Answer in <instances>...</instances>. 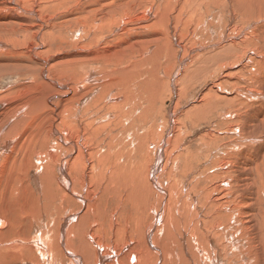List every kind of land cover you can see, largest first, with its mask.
I'll use <instances>...</instances> for the list:
<instances>
[{"label": "bare ground", "instance_id": "obj_1", "mask_svg": "<svg viewBox=\"0 0 264 264\" xmlns=\"http://www.w3.org/2000/svg\"><path fill=\"white\" fill-rule=\"evenodd\" d=\"M45 1L39 0L36 5H32L31 0H0V10L5 12L0 14V19L16 23L22 30L14 35L12 43L30 45L29 50L32 47L51 50L41 40H35L41 35L49 34L42 31L41 26L43 23L48 24V16H41L44 8L59 7L61 4L57 0ZM192 2L199 5L198 0H191ZM200 2L204 8L200 32L190 35L185 32L182 19H170L169 12L176 3L170 4L167 14L160 13L159 18L163 25L157 21L151 26L154 30L165 29L172 41L176 42L175 47L185 51L186 56L180 65L183 62H192L201 55L205 57L199 62V76L210 78L206 82H213L216 88L211 95L220 104L210 100L204 107L200 106L199 111L206 115H223L228 119L223 129H217L213 133L220 136L209 141L203 140L196 152L191 144L182 145L191 131L189 121L177 122L168 110L166 117L169 130L165 137L164 133L155 137L162 140L154 149L157 158L138 152L127 153L126 157L117 156L119 151L125 154V149L138 150L146 144L140 135V119L148 116L154 118L155 112H160L157 103L162 100L163 92L167 90V84L160 83L158 78L161 53L142 51L144 58L133 63L128 55L129 69L122 71L124 78L121 79L123 82H120V86L128 87L131 92L129 98L116 96L111 87L100 88L99 99L96 97L84 105L79 100L75 108L72 106L75 94L93 81L96 68L87 60L84 61V58L80 64L66 62L58 69L66 71L63 74L67 80H62L61 72L53 74L54 66L43 61L45 67L41 76L48 91L44 104L38 106L37 110L38 116L39 113L44 114L43 121L46 119V126L43 128L40 122L39 128L32 134L30 145L37 150L33 149L29 153V147H25V152L33 158L31 165L16 158L6 143V139L13 140L14 137L3 133L8 126V129L17 126L19 115L24 112L20 113L21 109L17 107L13 109L15 114H10L8 108L0 112V116L10 115V120L0 127V157L9 161L12 168H16L18 164L23 179H29L33 170L32 178L38 188V193L24 188L16 199L28 202L31 213L24 211L25 207L22 205L25 204L20 203L21 207L3 210L0 215V228L13 224L9 212L12 211L15 215L16 222L12 232L9 231L13 244L11 250H5H18L16 259L23 257V254L18 257V254L27 250V260L31 264H247L246 261L251 260L254 264H264V250L257 249L264 238V0ZM65 3L62 2L63 5ZM225 11L228 12L231 24V20H236L237 16L246 22L257 20V24L251 23V28H248V23L242 21L247 25L243 24L244 28L241 29L237 26L240 22L231 25L229 30L233 35L228 44L222 30ZM155 16L156 12L145 11L143 14L139 12L133 19L148 22ZM29 18L37 22L31 23ZM109 19L112 20V17ZM127 19L124 22L131 18ZM24 23L26 26H23ZM34 27L38 29H33ZM103 29L105 25L96 26L95 34L101 36ZM67 32L71 35V30ZM177 39H189L191 45L184 47ZM95 41L98 42L99 39ZM1 43L0 46L3 44ZM82 48L87 47L82 44ZM251 48H255L258 59L248 58L245 63L242 62L241 71L236 75H232L231 71L227 73L228 69H234V63L247 56V51ZM23 49L19 47L17 52L22 54ZM107 50L113 54L118 52L117 47ZM172 53L175 58L172 59L173 54L168 55L167 62L175 71L174 75H177L181 68L174 69V64L181 55L177 51ZM87 56L92 57V54ZM118 59L123 62L122 56H118ZM220 74V81H214V76ZM245 74L249 76L246 77ZM176 79L171 82L174 94L178 87ZM223 84L225 88L230 86L235 93L227 103L224 100L226 96L215 95ZM15 85L19 91L15 96L18 99L25 98L27 94H33L37 98L42 89L32 77L25 82L18 81ZM197 86L199 84H195L193 88L198 89ZM134 88L139 90L133 91ZM5 97L7 96H1L0 99ZM137 98L149 104L147 109L134 114ZM0 101V109L14 105L11 98ZM24 102L22 100L20 103ZM100 103L104 106L107 103L112 110L102 112ZM127 104L128 109L125 108ZM219 108L223 110L219 111ZM31 110L34 114L33 106ZM194 118V126L205 121V117L197 114ZM21 131H25L24 127ZM106 138L109 139V150H105ZM155 139L148 145H153ZM120 144L124 147L119 148ZM166 146L168 148L163 152ZM218 149L220 154H216ZM205 150L206 164L200 158ZM109 153L115 156L112 160L114 168L110 170L111 165L107 169L110 171H97L102 157ZM131 163L134 169L131 168ZM193 163L201 167L202 171H211L198 174L200 168L193 167L194 171L190 168ZM133 171L141 184L140 188L146 190L142 194V200L135 203L136 207L142 206L143 219L146 220L145 229H141L142 221L139 218L126 220L129 232L135 239L116 230L105 235L102 226L96 222L86 225L87 221L84 220L88 219L91 207L98 201L96 178H99V182L105 181L102 187L104 193L107 191L104 188L107 189L112 184H123L127 189ZM186 171L192 173L191 178L187 177ZM163 173H167V187L161 185L163 178L160 176ZM50 175L52 181L54 177L59 179L58 198L51 194L47 199L48 190L41 188L40 181ZM104 176L107 180H102L101 177ZM15 194L13 191V195ZM68 198L79 207L71 208L68 212L62 211L65 210V200ZM150 214L153 215L151 220L148 219ZM24 218H28L35 227L27 239L21 241L19 238H22L20 234ZM233 219L239 225L231 228L229 224ZM164 230L172 231L173 234L172 250L168 253L158 248L159 238ZM3 231L0 230V238L7 239L6 235L1 234ZM76 236L79 237L78 241H75ZM30 237L34 239H29ZM112 239L114 240L111 241Z\"/></svg>", "mask_w": 264, "mask_h": 264}, {"label": "rangeland", "instance_id": "obj_2", "mask_svg": "<svg viewBox=\"0 0 264 264\" xmlns=\"http://www.w3.org/2000/svg\"><path fill=\"white\" fill-rule=\"evenodd\" d=\"M31 1L33 2L32 5H36L39 0ZM57 2L61 4L59 7L50 8L46 6L41 15L42 17L48 16V24L43 23L41 26H43L42 31L49 34L43 36L41 35L39 39L37 38L35 40V42L41 40L44 44L51 48V50L48 51L43 48L36 47H32V49L29 50L30 45L23 46L19 43H12L14 35L19 34L22 30L16 23L6 22L4 19H0V43H3H1L2 45L0 46V48L2 47L0 49V97L7 96L3 99L11 98V100L14 101L12 102L14 105L10 107H1L0 112L5 111L3 109L8 108L10 114H15L13 113V109H15V107L21 109L20 113L24 112L22 115H19L17 126L10 129H8V126L6 127L7 130L5 129L3 131V133L7 136L14 137L13 140L6 139V143L10 146L19 161L26 165H31V163L34 162L31 154H29L31 153V150H37L36 147L30 145V141L33 139L32 134L39 128L40 122L43 128L46 126V119L43 121L44 114L42 115L39 113L38 116L37 110L38 106L44 104L48 91V87L44 83L43 77L41 76L42 69L45 67L43 65V61L49 62L54 66L52 69L53 74L61 72L62 80H67L66 76L63 74L66 71L63 69H60L59 71L58 69L63 67L66 62L70 64H80L81 60L84 58V61L87 60L92 67L96 68L97 72L94 70L95 75L93 81L87 83L81 91L75 94V99L72 103V106L75 108V106L79 104V100L81 104L84 105V103L90 101L91 99L95 100L96 97L99 99L98 93L100 88L103 89L111 87L116 96L129 98L131 96V92L128 87L120 86V82H123L121 79L124 78L122 71L129 69L127 62L128 55L131 56L130 60L131 63H133L138 59L144 58L142 51L162 54L158 70V78L160 79V83L164 82L167 84V86L165 85L167 90L165 93L163 92L161 98L162 100L157 103V108L160 109V112L156 111L154 118L148 116V118L140 119V125L142 127L140 135H142L146 144L138 150L134 149L133 151H130L125 149V154L119 151L117 156H125L127 153L138 152L140 154H148L151 158H157L154 149L162 142V140H159L158 137L155 139V137L159 133H164L165 137V133L169 130V124H167L168 117H166V112L168 110L172 112L174 119L177 122L183 120L189 121L191 131L182 145L185 146L184 144H191V146L194 147V152L197 151L203 140L209 141L211 138L215 139L220 136L213 133H216L215 130L217 129H223L226 126L228 119L223 115H206L202 111H199V107H204V105L210 100L213 103L220 104L218 99L213 98L211 95L213 90L216 88L213 85V82H206L207 80H210V78L205 79L199 76L201 73V66L199 62H201L200 59L205 57L201 55L192 62H183V65H180L182 63L181 60L186 56L185 51L178 50L175 47L177 46L176 42L172 41L165 29L158 28L154 30L151 27L152 23L157 21L163 25L161 19L159 18L160 13L167 14L170 4L174 5L176 3V5L169 12L170 19H182L184 23V30L190 35L200 32V27L203 22L202 13L204 10L203 6H201L202 3L200 0H198L199 5L196 4V2L191 3V0H57ZM62 2H66L65 5H63ZM190 5H192L191 13ZM3 11L4 10L1 9L0 14L5 13ZM145 11L156 12V16L148 22L142 21V19H133V16L139 12H142L143 14ZM110 16L112 17V20L109 19ZM128 17L131 19L128 22H124L128 20ZM29 20L31 23L32 21L37 22L36 20H32V18H29ZM223 20L224 28H222V30L223 33L225 32L224 35L227 37V43L230 44L229 38L233 35V33L229 30L231 25H237L238 22H240L237 26L241 29V27L244 28L243 26L245 24L243 22L246 21L245 19L243 20L241 17L238 18L237 16L236 20H231V24L228 19L227 11L224 12ZM233 22L237 23L235 24ZM246 23H248V25L246 24L248 28H251L252 24H257V20L248 21ZM101 25H105V29H103L101 36H97L95 34L96 26ZM23 26H26L25 23ZM41 26L39 25V27ZM48 26L50 27L49 29L47 28ZM33 29H38V27H34ZM67 30H71V35L68 34ZM52 33L55 37H53ZM92 37H94V40ZM98 39L99 41L96 42L95 40ZM189 41V39H177V42L181 43L184 47L191 45ZM82 44L86 45L87 48H82ZM201 44L202 43L200 42V45ZM19 47L24 48L22 50V54L17 52ZM110 47H117L118 52L113 54L112 51H108L107 49ZM254 49L251 48L247 51V56L239 59V64L237 62L234 63L236 68L234 67V69L231 70L228 69L227 73L231 71L232 75H236L241 71L240 66L242 65V62L245 63L248 58L258 59V57L255 56V54L258 55V53H256ZM176 51L181 55V58L176 60L174 69L181 68V72L179 74L178 71V74L174 75L176 73H174L175 71L171 68L170 63L167 62V56H172V52ZM89 53L92 54V57L87 56ZM118 56L123 57V62L119 61ZM174 58L175 55L173 54L172 59ZM37 63L38 65H36ZM130 73H132V71H130ZM220 76L221 74L214 76V81H220ZM244 76L247 77L249 74H245ZM30 77L34 78L42 87L40 94L37 98L33 94H27L26 97L22 99L16 98L15 96L19 94V91L17 90L15 83L18 81L25 82ZM125 79L127 81V78ZM172 79H176L175 83L178 82L176 83L178 86L176 94L173 93V86L171 87V82H173ZM195 84H199V86H197L198 89L193 88ZM224 86L225 84H223L221 88L215 92V95L226 96L224 100L227 103L231 100V96L235 93L234 89L230 88V86L227 88ZM210 87L213 89H209ZM193 89L195 90L194 92H192ZM138 90V88L133 89V91ZM22 100H25V102L20 103ZM105 104L106 106L101 103L99 104V108L102 112L112 110L111 108H108L109 106L107 103ZM148 104L149 103L146 101H140V98H137L134 114H139L141 110L147 109ZM32 106L35 109L34 114L31 110ZM128 107L129 105L127 104L125 108L128 109ZM222 110L223 108H219V111ZM195 114L205 117V121L201 122L198 126H194L192 124V121L195 119ZM249 115L252 114L249 112ZM9 120L10 115L0 116V127ZM22 127H24L25 131H21ZM154 139V144L148 145V143H151ZM108 141L109 139L106 138L105 150H109L107 145ZM26 146L29 147V153L25 152ZM122 147H124V145L120 144L119 148ZM167 148L168 146H166L163 152L166 151ZM168 150L171 151V148ZM205 154L206 150L200 155L201 161L203 162L206 161ZM216 154H220L219 149ZM112 155L113 153H109L106 157H102L103 160L97 171L102 170L103 172H106L114 168L112 160L115 156ZM111 165L112 168L107 170ZM197 166L198 165L196 163H193L190 168H196ZM131 168L134 169L132 163ZM197 168H200L197 172L198 174L208 173L211 171V169L202 171L201 167ZM192 170L194 171V169ZM20 172L22 171H20L18 164L16 165V168H12L9 161H7L4 157H0V215L3 210L21 207L19 205L20 203L25 204L22 205L25 207L24 211L31 213L29 209L30 204L28 202L17 201L16 199L20 197L24 188L31 189L30 191H35L36 193H38V188L32 178L33 170L30 172L29 179H23ZM166 175L167 173H163L162 176H160V178H163L161 179V185L163 187H167L168 184ZM186 175L188 178L192 177L191 172L186 171ZM105 176L101 177L102 180H107ZM51 178L52 177L50 175L40 181L41 188L48 190L49 195H47V199L51 194L53 197L58 198L57 181H59V179L54 177L52 181ZM95 183L98 184V187L95 188V191H97L96 198L98 201L95 206L91 207L88 219L84 220V222L87 221L86 225L96 222L102 226V231L105 235H110L116 230L126 237L132 236L136 239V237L129 232V227L125 222L126 220L139 218L142 221L141 229H145L146 220L143 219L144 214L142 206L138 205V207H136L135 203L138 200H142V194L145 193L146 190H142L140 188L141 184L136 179L135 171H133L130 175L129 187L127 189L124 188L123 184H112L107 187V189L104 188V190H107L104 193L102 191V187L105 184V181L99 182V178H96ZM200 185H202V183ZM60 190L62 192L61 188ZM13 191H15V195H13ZM56 203H58V201ZM76 207H79V205H77L71 198H68L65 200V210L62 211L68 212L71 208L75 209ZM83 213H85V211ZM82 214L79 217H81ZM9 217L11 218V223L14 224L16 222V218L12 211L9 212ZM152 217L153 215L150 214L148 219L151 220ZM13 224H8L7 227L0 228V230H4L1 234L8 237L7 239L0 238V264H31L27 260L29 251L26 250L23 253H19L18 257L21 254H23V257H17L18 259H16L15 255L18 253V250L11 252L5 250L6 248L11 250V245L13 244L11 242L13 239L9 234V231L12 232L13 230ZM237 225H239V223L236 219L230 221L229 226L231 228H234ZM34 227L35 225L30 223L28 218H24L20 234L22 238H19V240L23 241L24 239H27L28 235H30L29 233L34 229ZM32 238L34 239V237ZM32 238L30 237L29 239ZM78 240L79 237L76 236L75 241ZM113 240L114 239L111 241ZM172 246V231L167 232L164 230L160 235L158 248H162L166 251V253H168V251L172 250ZM257 249H259V251L264 250V238ZM4 250L6 252L1 255ZM61 255L63 256V254ZM246 263L254 264V261H246Z\"/></svg>", "mask_w": 264, "mask_h": 264}]
</instances>
